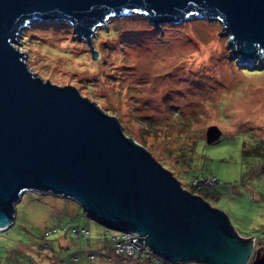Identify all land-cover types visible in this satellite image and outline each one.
<instances>
[{"label":"water","instance_id":"1","mask_svg":"<svg viewBox=\"0 0 264 264\" xmlns=\"http://www.w3.org/2000/svg\"><path fill=\"white\" fill-rule=\"evenodd\" d=\"M130 12L156 32L189 18L218 21L237 64L264 62V0H0V231L14 222L21 194L34 192L71 199L106 230L137 235L169 262L264 264L254 236H239L221 210L182 189L75 87L29 71L14 46L25 25L61 20L96 58L94 29ZM219 135L210 126L205 140Z\"/></svg>","mask_w":264,"mask_h":264},{"label":"rangeland","instance_id":"2","mask_svg":"<svg viewBox=\"0 0 264 264\" xmlns=\"http://www.w3.org/2000/svg\"><path fill=\"white\" fill-rule=\"evenodd\" d=\"M221 33L218 21L203 18L163 24L156 32L143 15L130 12L94 29L91 45L96 58H91L86 43L61 20L25 25L14 46L23 52L29 71L52 84L75 87L115 117L123 134L147 150L186 189L190 182L206 176L221 182L206 201L226 215L239 236H254L252 251H264V163L254 164L251 156L247 169L241 161L245 145L264 140V62L255 60L254 65L241 68ZM210 126L217 127L220 135L207 143L205 131ZM202 185L210 187L213 180L205 178ZM14 209V223L0 233V264H13L6 249L29 236L38 237L46 226H83L97 248L107 245L114 233L88 218L69 198L25 192ZM154 256L168 264H181ZM17 258L25 264L24 257ZM140 261L112 256L80 264Z\"/></svg>","mask_w":264,"mask_h":264},{"label":"trees","instance_id":"3","mask_svg":"<svg viewBox=\"0 0 264 264\" xmlns=\"http://www.w3.org/2000/svg\"><path fill=\"white\" fill-rule=\"evenodd\" d=\"M241 68H246V67H241ZM243 143H245V142H243ZM245 146H247V148L245 149V152L242 153V155H241V161H242V163L244 165L247 166V169L250 167V164L246 160L250 159L251 156L255 157L253 159L254 160V164H259V163H262V162L264 163V140H257L255 142H253V144H251L250 146L249 145H245ZM181 149H183V148H181ZM242 150L243 149H241V151ZM180 155L182 156V152H179V156ZM182 162L183 161L180 160V158H179L177 164L180 165ZM258 168H259V166L256 165V167L254 169H258ZM185 172H184V174H183V172L180 173L182 175L183 179H186V173ZM205 178L206 179L207 178H211L213 180V185L210 186V187H207L206 185H202L203 184V179H205ZM176 180L179 182V184H180L182 189L188 191L191 194H195V195L200 196L204 201H206V199L209 196L211 197L210 191L212 189H214V187H216L217 185H222L221 182H218L212 176H206V177H203L202 179L197 178V181L190 182L188 189H186V187L183 186V183L180 180H178V179H176ZM195 183H197V185L201 184V186L199 188L195 189L194 188L195 187L194 186ZM63 225H68V224H61V225H54V226H63ZM68 226H77V225L70 224ZM46 227H48V226H46ZM80 227H83V226H80ZM85 229H87V228H85ZM43 230H42V233H43ZM2 232H0V233H2ZM42 233L38 237H33L32 238V237L29 236V239L27 241L18 242L17 244L12 246L10 249H8V250L6 249V257L7 258L9 257L13 264H21V261H19V259L17 258V257H20V256H21V258H23V257L25 258L24 259L25 264H61V262L68 260L71 255H77L79 257V261H78L77 264H80V262L82 261L81 258H84L83 260H86V261H89V262L91 261V260H88L85 255L78 254V252L70 250L67 245L62 246V245H60L58 243V240L61 239L64 236H68L69 237V239L64 238V239L67 240V242H72V243L73 242H77V243H82L84 245V242L82 240L77 241V240L73 239L70 234H66V233H62V232H58V233H56V234H54L52 236H49V237H44ZM59 233H61L60 236H58ZM105 234L108 235L107 232H105L103 235L105 236ZM89 241L90 240H89V236H88V240H87V243H86L87 244L86 249H89L88 248V242ZM109 244H110V242H109V239H108L107 245H103V246L97 248V250H98L97 252H98L99 256L103 255V250L105 249V246L109 247L110 246ZM90 245L91 246H95L96 243L95 244L93 243V244H90ZM23 246L27 247V248L24 249ZM106 254L109 256V259L112 256L113 257H118L119 259L120 258H128V259L130 258L129 256H126L125 254L124 255L113 254L112 250H110V249H108L106 251ZM130 259H132L134 261L140 259L141 260L140 261L141 264H143V263H145V264H159L156 261L147 259L143 253L140 254L137 258H130Z\"/></svg>","mask_w":264,"mask_h":264},{"label":"built area","instance_id":"4","mask_svg":"<svg viewBox=\"0 0 264 264\" xmlns=\"http://www.w3.org/2000/svg\"><path fill=\"white\" fill-rule=\"evenodd\" d=\"M1 232V231H0ZM58 232L70 234L73 239L80 241L82 240L84 242V249L81 252H78V254L85 255L88 260L95 261L97 259L101 260H109V256L106 254V251L108 249L112 250L113 254L116 255H126L130 258H137L140 254H144L147 259L156 261L159 264H168L165 262H162L159 258L155 257L154 254H152L143 244L139 243L136 239L138 237L137 235H131L127 232H114V234H111L109 236V242L110 246H105V249L103 250V255L99 256L98 250L96 249H86L87 247V240L89 236V230L85 229L84 227L80 226H48L44 228L43 230V236L49 237L52 236ZM130 238V241L129 240ZM105 252V253H104ZM101 254V253H100ZM79 261V257L77 255H71L68 260L61 262V264H77Z\"/></svg>","mask_w":264,"mask_h":264},{"label":"crops","instance_id":"5","mask_svg":"<svg viewBox=\"0 0 264 264\" xmlns=\"http://www.w3.org/2000/svg\"><path fill=\"white\" fill-rule=\"evenodd\" d=\"M64 238L69 239L68 236H64V237H62L61 239L58 240V243H59L60 245H62V246L67 245V246L69 247L70 250H73V251H76V252H81V251H83V249H84V245H82V247L80 248L79 245H78V246L75 245L74 242H73V243H72V242H67V240L64 239ZM90 244H91V242H88V245H90ZM90 246H91V245H90ZM76 247H77V248L79 247L78 250H76ZM95 247L97 248V246H95ZM96 248H94V249H96ZM89 249H90V248H89ZM81 259H82V261H83L84 258H81Z\"/></svg>","mask_w":264,"mask_h":264},{"label":"flooded vegetation","instance_id":"6","mask_svg":"<svg viewBox=\"0 0 264 264\" xmlns=\"http://www.w3.org/2000/svg\"><path fill=\"white\" fill-rule=\"evenodd\" d=\"M264 252V251H261L260 249H258V250H255V252ZM255 252L253 253V256H254V254H255ZM253 256H252V258H253ZM252 258H251V260H252Z\"/></svg>","mask_w":264,"mask_h":264}]
</instances>
